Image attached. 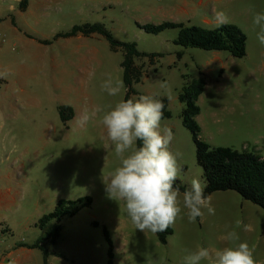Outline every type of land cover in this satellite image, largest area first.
<instances>
[{"label": "rangeland", "instance_id": "rangeland-1", "mask_svg": "<svg viewBox=\"0 0 264 264\" xmlns=\"http://www.w3.org/2000/svg\"><path fill=\"white\" fill-rule=\"evenodd\" d=\"M23 1L0 0L7 6L0 11V99L15 110L11 134L0 133V168L17 161L25 172L22 209L6 213L5 223H0L3 240L35 242L43 234L34 225L37 217L53 211L60 199L89 196L90 207L61 219L62 233L50 247L54 252L50 264H108L104 230L112 241L114 264H185L184 257L197 247L228 246L222 237L230 231H236L240 241L255 245L254 258L264 264V210L235 191L215 192L211 196L215 215L205 209L203 220L194 223L188 222L181 195L182 212L166 244L155 233L136 230L124 203L110 198L104 183L120 161L114 151L104 148L108 141L101 118L124 100L127 88L123 82L121 93L113 97L100 86L106 74L114 83L123 81V51H112L97 34L53 40L74 25L101 23L117 41L134 42L142 52L163 55L154 65L146 57L136 61L144 76L133 86L138 92L133 98L168 99L171 117L162 119L161 125L173 132L170 150L182 154L179 180L190 187L192 178L205 179L192 134L182 123L184 104L179 94L195 78L206 80L197 102L200 138L213 147L247 150L264 158V46L257 40L260 29L253 24L254 15L264 13V0H26L24 11ZM217 11L246 34L243 58L176 45L177 28L150 34L138 27L175 22L216 28ZM61 105L75 112L66 124L58 112ZM95 107L102 111L84 121ZM238 219L251 225V230L237 228ZM6 228L11 232L2 231ZM29 264H43L39 250L32 251Z\"/></svg>", "mask_w": 264, "mask_h": 264}, {"label": "clouds", "instance_id": "clouds-1", "mask_svg": "<svg viewBox=\"0 0 264 264\" xmlns=\"http://www.w3.org/2000/svg\"><path fill=\"white\" fill-rule=\"evenodd\" d=\"M216 27L229 23L223 11L214 13ZM253 24L258 26L257 40L264 46V13H256ZM101 83V90L109 96H117L123 89V81L115 83L110 74ZM161 87H165L161 85ZM164 104L156 96L141 95L138 98L121 99L101 118L107 143L104 148L114 151L119 166L104 180L109 197L124 203L127 216L136 230L160 233L174 225L181 215L180 197L183 208L187 209L189 223L201 221L204 210L215 215L211 195H205L206 181L199 177L190 180V187L182 194L176 187L181 178L182 168L178 163L182 156L170 150L174 138L171 128L161 125ZM95 107L83 117L87 121L101 112ZM137 142H140L137 146ZM107 156L105 157V160ZM182 218V217H181ZM236 227L243 226L250 231L251 225L238 219ZM222 239L229 242L218 250L197 247L185 257V264H257L254 258L255 245L240 241L236 231L228 232ZM233 241H239L232 244Z\"/></svg>", "mask_w": 264, "mask_h": 264}, {"label": "trees", "instance_id": "trees-1", "mask_svg": "<svg viewBox=\"0 0 264 264\" xmlns=\"http://www.w3.org/2000/svg\"><path fill=\"white\" fill-rule=\"evenodd\" d=\"M27 2L20 4L22 10ZM14 24V19L12 18ZM138 27L150 34H159L166 29L177 28L178 36L174 40L176 45L184 48H198L205 51H226L234 58H243L246 55L247 36L236 24L227 23L216 28H204L201 26H187L184 23L163 22L161 24H138ZM103 36L109 43L112 51H123L121 68L123 82L127 88L124 100L133 98L138 94L133 87L142 82L144 71L142 66L136 64L137 60L144 57L149 59V64L154 65L162 54L145 53L137 48L134 42L117 41L113 34L101 23H86L74 25L67 32L57 33L53 40L76 36L92 37ZM42 44H51V40H39ZM177 58H182V52L177 53ZM206 87L205 78L198 77L184 84L179 94V101L184 104L182 110V123L192 134L196 146V159L203 169V176L207 183L205 195L215 192L235 191L244 200H247L264 210V158L247 150L239 151L231 147H213L200 138V126L196 117L200 114L197 104L199 97ZM164 104L163 119L170 118L169 102L167 98H158ZM61 121L66 124L74 117V109L69 105H61L58 108ZM140 142H137L139 146ZM176 187L183 193L187 187L178 179ZM92 205V198H78L76 200H58L53 211L42 215L35 226L43 234L33 243H21L19 246L27 249H37L42 253L43 264H50L49 258L54 254L50 249L61 237L62 227L59 224L64 217H72L82 209ZM199 219V218H197ZM174 233L170 226L166 231L155 233L161 244H166L167 239ZM109 243L108 264H114L113 245L109 234L104 230Z\"/></svg>", "mask_w": 264, "mask_h": 264}, {"label": "crops", "instance_id": "crops-1", "mask_svg": "<svg viewBox=\"0 0 264 264\" xmlns=\"http://www.w3.org/2000/svg\"><path fill=\"white\" fill-rule=\"evenodd\" d=\"M4 8H7V6H5L4 4L0 5V11H3ZM5 105L7 108H4ZM12 107L13 104H11L10 102H8L7 104L3 102V99H0V133L3 131H8V135H10L11 131L14 128L13 121L15 119V114L13 113L15 112V110H13ZM9 111H12V113H10ZM6 122L10 124L8 125ZM6 159H8V157ZM23 168V165L17 164V161L10 165H7V167H5L4 169L0 168V223H5L4 219H6L5 217L8 211L12 209H22L21 203L23 202L25 197L23 193V175L25 174ZM39 218L40 217H37L34 225ZM2 231L7 233L11 232L9 228L2 229ZM21 243L26 242H24V240H21L17 243H7L1 237L0 232V264H29L32 256V251L34 249L21 247L19 246Z\"/></svg>", "mask_w": 264, "mask_h": 264}]
</instances>
